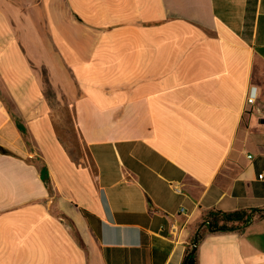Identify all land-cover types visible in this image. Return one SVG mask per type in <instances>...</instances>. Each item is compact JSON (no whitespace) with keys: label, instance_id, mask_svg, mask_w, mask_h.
<instances>
[{"label":"crops","instance_id":"0c3cea01","mask_svg":"<svg viewBox=\"0 0 264 264\" xmlns=\"http://www.w3.org/2000/svg\"><path fill=\"white\" fill-rule=\"evenodd\" d=\"M263 172L264 0H0V264H264Z\"/></svg>","mask_w":264,"mask_h":264},{"label":"rangeland","instance_id":"374dc122","mask_svg":"<svg viewBox=\"0 0 264 264\" xmlns=\"http://www.w3.org/2000/svg\"><path fill=\"white\" fill-rule=\"evenodd\" d=\"M45 92L46 95L50 98H53V92L50 88V86L46 83L45 84ZM57 98V97H56ZM59 99V98H58ZM63 100H57L56 99V116H61L65 118V120H70L71 115L66 109L64 108L63 104L61 103ZM55 104V103H54ZM58 106L60 107L58 109ZM62 140L67 144L70 152L72 153L73 157L79 160V155H81L82 147L79 144L77 137L75 135V132L73 131L72 127L70 125H67L65 127H61V130L59 131Z\"/></svg>","mask_w":264,"mask_h":264},{"label":"trees","instance_id":"16d2710c","mask_svg":"<svg viewBox=\"0 0 264 264\" xmlns=\"http://www.w3.org/2000/svg\"><path fill=\"white\" fill-rule=\"evenodd\" d=\"M42 178L47 182V170L46 168H43L42 170ZM223 217L224 223L223 224H218L214 221L209 222V230L211 232L217 233H226V232H231L235 230L234 226H229L228 223L233 221V220H238L239 219V214L238 213H220ZM201 238V235L198 233L194 239V242L197 243ZM197 250V247H196ZM184 264H197V254L196 252L193 255H190L187 260H185Z\"/></svg>","mask_w":264,"mask_h":264},{"label":"built area","instance_id":"2783aa9c","mask_svg":"<svg viewBox=\"0 0 264 264\" xmlns=\"http://www.w3.org/2000/svg\"><path fill=\"white\" fill-rule=\"evenodd\" d=\"M248 103H254L255 101V90L252 89L248 95ZM259 180H264V172L258 175Z\"/></svg>","mask_w":264,"mask_h":264},{"label":"water","instance_id":"95a60500","mask_svg":"<svg viewBox=\"0 0 264 264\" xmlns=\"http://www.w3.org/2000/svg\"><path fill=\"white\" fill-rule=\"evenodd\" d=\"M196 247H197V243L194 242V243H193V246H192V250L188 253V255L186 256V259H185V260H187V258H188L190 255H193V254L196 252ZM184 263H185V262H184Z\"/></svg>","mask_w":264,"mask_h":264}]
</instances>
